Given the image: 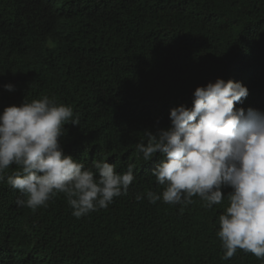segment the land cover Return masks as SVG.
Segmentation results:
<instances>
[{"label": "trees", "instance_id": "1", "mask_svg": "<svg viewBox=\"0 0 264 264\" xmlns=\"http://www.w3.org/2000/svg\"><path fill=\"white\" fill-rule=\"evenodd\" d=\"M25 48L18 50L19 44ZM239 81L236 108L264 111V0H0V113L45 95L70 105L66 155L91 167L107 158L117 172L134 163L128 193L81 218L64 194L35 211L0 182V264H264L237 249L222 260L218 217L193 197L184 207L137 193L158 185L136 145L148 129L170 126L169 112L191 108L198 86ZM12 84L13 91L5 89ZM98 175V174H97Z\"/></svg>", "mask_w": 264, "mask_h": 264}, {"label": "clouds", "instance_id": "2", "mask_svg": "<svg viewBox=\"0 0 264 264\" xmlns=\"http://www.w3.org/2000/svg\"><path fill=\"white\" fill-rule=\"evenodd\" d=\"M25 47L22 43L17 49ZM4 87L14 90L10 83ZM247 96L248 88L231 79L198 86L191 108H171L170 126L146 129L136 145L145 163L159 155L151 175L163 186L159 194L137 193V201L146 197L153 204H179L182 214L194 196L210 209L224 200L222 187L231 188L218 217L222 260L237 249L264 260V111L236 108ZM68 123L80 125L79 116L47 95L25 98L0 113V182L15 165L6 182L26 197L17 200L18 206L35 211L62 193L72 215L81 218L128 193L136 165L128 163L126 171L117 172L114 163L102 158L86 168L64 153L61 140Z\"/></svg>", "mask_w": 264, "mask_h": 264}]
</instances>
